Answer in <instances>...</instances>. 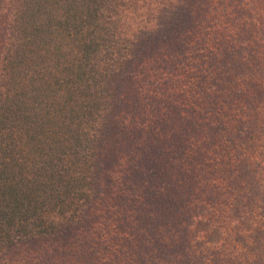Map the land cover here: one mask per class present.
I'll list each match as a JSON object with an SVG mask.
<instances>
[{"label":"trees","instance_id":"1","mask_svg":"<svg viewBox=\"0 0 264 264\" xmlns=\"http://www.w3.org/2000/svg\"><path fill=\"white\" fill-rule=\"evenodd\" d=\"M220 1L0 0V264L110 196L144 264H264V0Z\"/></svg>","mask_w":264,"mask_h":264},{"label":"rangeland","instance_id":"2","mask_svg":"<svg viewBox=\"0 0 264 264\" xmlns=\"http://www.w3.org/2000/svg\"><path fill=\"white\" fill-rule=\"evenodd\" d=\"M228 3L229 0H226L225 5ZM215 4L218 5V8H223V3L220 0H215ZM219 18L221 19V16ZM225 20L223 17V21ZM225 23L227 22L225 21L223 24L225 25ZM212 41L213 37L209 39L206 47L205 45L199 47L200 50H204L205 54L211 48L219 52L218 47L214 46ZM163 48L165 50L166 47L163 46ZM155 54V57L153 55L148 56L143 64H140L143 70L141 68L139 72L135 70L130 79V86L133 84L134 89V92L131 93L136 96L138 102H144L146 97L148 101L152 100L156 91L159 92V90H156L158 88L156 85L159 86L158 82H162L168 76V70H165L162 76L163 69L159 67L158 72L161 73H156L155 68V65L164 64V59H167V56H162L160 52ZM187 69L188 72H194L195 74L194 67L192 68L191 65ZM191 78L193 79V77ZM152 82L157 84L154 85ZM163 98L168 107L177 101L173 95L169 94H166ZM180 100L177 101L178 104ZM147 108L143 117L139 115L138 118L136 116L135 121L131 119L132 117L125 120L128 133L129 128L131 130L138 128V126L135 127L134 123L147 127L148 124H153L158 120L157 114L152 111L148 112L149 104ZM163 110H165L164 107ZM102 184L105 188L106 185ZM111 186L109 184V187ZM109 187L106 188L110 190ZM114 198L110 196V199L104 198L97 202V205L89 213L88 225L69 231L68 236L62 235L53 240H39L20 245L10 253L8 260L2 264H144V259L142 257L138 258V255H141L138 243L131 245L123 237L127 232L126 230L135 227L138 222L137 216L140 213L138 214L135 208L125 209L124 206L115 203L117 199L114 200ZM127 235L130 236V232H127ZM143 256L146 258V263L151 262L147 259L146 254H143Z\"/></svg>","mask_w":264,"mask_h":264}]
</instances>
